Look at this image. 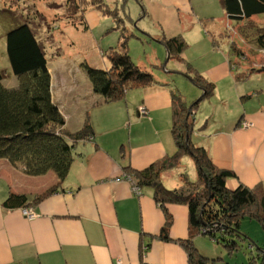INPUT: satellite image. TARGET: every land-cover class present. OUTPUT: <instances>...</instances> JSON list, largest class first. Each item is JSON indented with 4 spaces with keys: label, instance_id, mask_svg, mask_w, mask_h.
<instances>
[{
    "label": "crops",
    "instance_id": "0c3cea01",
    "mask_svg": "<svg viewBox=\"0 0 264 264\" xmlns=\"http://www.w3.org/2000/svg\"><path fill=\"white\" fill-rule=\"evenodd\" d=\"M158 1L166 6L174 3L186 9L190 0ZM101 12L88 9L81 19L74 14L65 18L64 26L91 30V27L102 24ZM55 13L60 15L58 10ZM124 27L128 29L127 25ZM124 31H120L116 41L115 37H110L107 48H99L98 61L88 63L109 68V60L102 55L110 47L118 46L120 36L126 33ZM179 34L185 38L182 32H178L164 33L157 39L162 41L163 37ZM209 36L215 40L211 34ZM204 38L209 44V37ZM69 41L74 43V37L71 36ZM102 43L99 46L105 47ZM80 66L77 71L65 67L67 71L60 73L48 65L52 97L65 117L66 129L71 132L80 130L87 117L93 127V135L76 142L74 161L65 179L59 180L54 171L29 175L8 159H0V264H188L187 250L179 242L189 238L192 232L188 205L168 204L172 218L169 241L151 238L162 231L165 211L155 200L153 189L139 186L128 170V167L144 169L176 151L171 132L172 91H176L172 77L155 75V83L142 86L143 99L139 105L132 103L131 110L127 101L124 105L122 99L107 102L103 96L93 93L87 74ZM186 68L188 66L182 64L170 72L187 73ZM231 73L232 65L228 61L212 67L209 64L200 75L216 87L215 81ZM111 104L125 107L124 116L112 121L108 116L95 119L94 108ZM141 106L148 109L146 114L140 112ZM125 109L129 111L125 112ZM198 113L196 110L195 119ZM203 115L209 120L205 130L197 133L196 145L206 148L217 167L235 173L227 181L228 186L234 189L244 184L264 192V107H254L250 111L246 108L232 125L216 122V119L211 125V116L204 111ZM243 121L251 125L243 126ZM172 168L163 170L160 175L169 189L184 184V173L180 169L172 171ZM196 177L197 174L190 179ZM11 192L32 196L26 207H32L38 216L30 220L21 213V208H6L3 203ZM45 193L48 195L44 198L34 199V196ZM194 239L197 236L193 242ZM197 248L210 255L200 246Z\"/></svg>",
    "mask_w": 264,
    "mask_h": 264
},
{
    "label": "trees",
    "instance_id": "16d2710c",
    "mask_svg": "<svg viewBox=\"0 0 264 264\" xmlns=\"http://www.w3.org/2000/svg\"><path fill=\"white\" fill-rule=\"evenodd\" d=\"M220 1L227 15L240 21H252L253 16L264 13V0ZM81 3H91L102 12H111L105 0H71L74 8L80 7ZM257 31L255 42L264 49V28ZM129 37L123 33L119 45L110 47L107 52L111 62L109 68L82 63L94 91L107 102L123 99L132 88L155 83L153 73L133 60L129 52ZM162 41L169 58L174 57V53L180 56L187 47V41L180 34L163 37ZM7 53L19 84L12 88L5 86L0 69V159H8L29 175L39 176L54 171L59 180H64L74 161L76 142L93 135L90 119L87 117L83 128L76 132L66 129L65 117L52 97V77L44 49L39 45L29 20L7 33ZM193 76L205 89V97L213 94L214 83L198 73ZM179 92L172 91L171 132L176 144L175 153L144 169L128 167V170L139 186L153 189L155 200L165 211L166 221L162 231L150 237L169 241L172 218L167 206L169 203L187 204L192 232L189 238L179 242L187 250L188 264H209V257L199 251L193 238L202 232L214 243L224 245L229 252H233L238 246L234 234L243 235L240 229L244 220L256 221L264 231V192L244 184L234 189L228 186L227 181L235 173L217 167L206 148L192 141L195 112L204 96L189 105ZM184 155L192 156L197 177L190 179L184 174V184L169 189L160 175L163 170L177 166ZM46 195L48 193L36 195L34 199L40 200ZM30 197L11 192L3 205L6 208L26 207ZM207 227L209 229L205 231ZM249 247L253 254L250 264H264V247L254 242H250ZM255 249L256 254L253 253Z\"/></svg>",
    "mask_w": 264,
    "mask_h": 264
},
{
    "label": "rangeland",
    "instance_id": "374dc122",
    "mask_svg": "<svg viewBox=\"0 0 264 264\" xmlns=\"http://www.w3.org/2000/svg\"><path fill=\"white\" fill-rule=\"evenodd\" d=\"M174 1L177 0L169 2ZM105 2L111 12H101L102 24L85 30L66 27L64 22L65 18H71L74 14L76 18L78 15L80 19L83 18V12L91 8L102 11L91 3H81L80 7L74 8L71 6V0H0V69L4 74L5 86L12 88L19 84L7 53V33L25 20H29L39 45L44 49L47 65L50 64L54 72L60 73L67 71L65 67L77 71L79 65L82 66L84 62L98 61L99 48L101 50L107 48L110 37H115L116 41L120 31L125 30L124 34L130 35L129 52L139 66L152 71L154 76L172 77L175 90L179 88V93L186 98L189 105L204 96L197 108L199 113L192 137L195 145L198 142V138H195L197 133L205 130L204 126L209 120L205 115L201 116L203 111L211 116V125L215 119L216 122L223 121L232 125L235 124V119L246 112V108L250 111L254 107H264L262 69L264 49L259 48L255 42L257 29L264 28V13L253 16L252 21L233 19L227 15L220 0H190L186 9L179 8V5L174 3L166 6L164 2L158 0H105ZM23 3L27 4L24 6ZM57 10L60 14L58 16L54 14ZM125 25L128 29H125ZM178 32H182L187 39V47L183 52L186 55L175 56L174 53V57L168 59L169 55L163 42L157 38L164 36V33ZM210 34L215 38L214 41ZM71 36L74 37V43L69 41ZM204 36L209 37V44ZM101 42L105 47L99 46ZM208 49H211V52ZM108 51L102 53L107 59ZM228 61L231 62L233 73L215 81L213 94L205 97V89L194 80L193 75L203 72L209 64L212 67L219 62ZM109 64L111 66L110 60ZM182 64L188 66L186 74L170 72ZM87 78L90 81L88 75ZM91 88L93 93L101 95L94 91L92 83ZM141 89L142 86L130 89L121 103L124 105L127 101L132 110V103L139 105L143 99ZM142 107L146 111H141ZM124 108L120 104L94 108L93 116L97 120L108 116L112 121L124 116ZM244 108L245 111L242 110ZM139 110L142 114L148 112L145 106H141ZM126 111L129 110L125 109ZM244 123L251 125L247 121H243L242 125ZM194 164L192 156L184 155L181 164L171 170L180 169L190 178H194L197 174ZM208 229L207 227L205 231ZM240 231L243 235L234 234L238 246L233 252H229L224 245L214 243L211 238L202 235V232L194 242L201 250L210 254L209 264H250V258L253 256L249 247L250 242L264 247V231L256 221L248 219L244 220ZM253 253L256 254L257 249Z\"/></svg>",
    "mask_w": 264,
    "mask_h": 264
},
{
    "label": "built area",
    "instance_id": "2783aa9c",
    "mask_svg": "<svg viewBox=\"0 0 264 264\" xmlns=\"http://www.w3.org/2000/svg\"><path fill=\"white\" fill-rule=\"evenodd\" d=\"M145 110L144 107L141 108V111ZM146 111V110H145ZM245 126H248V123H244ZM135 191H138L137 187H134ZM21 213L27 218V219H34L37 217V213L33 210L32 207H22Z\"/></svg>",
    "mask_w": 264,
    "mask_h": 264
},
{
    "label": "water",
    "instance_id": "95a60500",
    "mask_svg": "<svg viewBox=\"0 0 264 264\" xmlns=\"http://www.w3.org/2000/svg\"><path fill=\"white\" fill-rule=\"evenodd\" d=\"M168 55H169V52H168ZM168 59H169V56H168Z\"/></svg>",
    "mask_w": 264,
    "mask_h": 264
}]
</instances>
